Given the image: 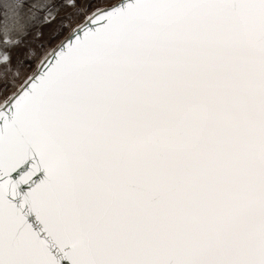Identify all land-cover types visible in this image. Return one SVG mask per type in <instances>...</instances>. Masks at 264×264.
<instances>
[{"label":"snow or ice","instance_id":"6c2138e0","mask_svg":"<svg viewBox=\"0 0 264 264\" xmlns=\"http://www.w3.org/2000/svg\"><path fill=\"white\" fill-rule=\"evenodd\" d=\"M0 264H264V0H0Z\"/></svg>","mask_w":264,"mask_h":264}]
</instances>
